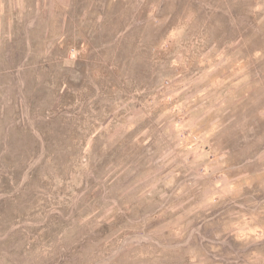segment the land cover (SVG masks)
<instances>
[{
	"label": "rangeland",
	"instance_id": "374dc122",
	"mask_svg": "<svg viewBox=\"0 0 264 264\" xmlns=\"http://www.w3.org/2000/svg\"><path fill=\"white\" fill-rule=\"evenodd\" d=\"M0 264H264V0H0Z\"/></svg>",
	"mask_w": 264,
	"mask_h": 264
}]
</instances>
